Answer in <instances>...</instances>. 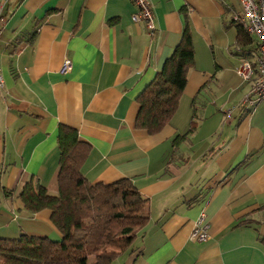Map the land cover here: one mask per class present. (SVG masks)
<instances>
[{
    "label": "crops",
    "instance_id": "crops-1",
    "mask_svg": "<svg viewBox=\"0 0 264 264\" xmlns=\"http://www.w3.org/2000/svg\"><path fill=\"white\" fill-rule=\"evenodd\" d=\"M150 1L151 35L132 21V0H0V238L59 239L50 211H27L18 193L30 178L58 192L65 125L89 145V182L128 178L147 199V223L110 264H264V97L242 108L250 82L237 71L257 39L235 49L239 0ZM184 28L193 66L175 112L150 134L134 125L138 96ZM201 212L208 239L192 241Z\"/></svg>",
    "mask_w": 264,
    "mask_h": 264
},
{
    "label": "trees",
    "instance_id": "trees-1",
    "mask_svg": "<svg viewBox=\"0 0 264 264\" xmlns=\"http://www.w3.org/2000/svg\"><path fill=\"white\" fill-rule=\"evenodd\" d=\"M235 49L244 55L249 35L236 24ZM194 51L190 31L184 28L161 70L138 96L135 127L159 132L178 106V100L193 66ZM194 113L185 135L196 128ZM180 136L175 138V141ZM58 192L50 193L30 178L19 190L23 207L29 212L50 211V221L59 239L30 236L0 238V264H110L126 251L136 233L149 218L147 199L128 178L111 183H91L81 172L89 145L79 140L75 129L59 125Z\"/></svg>",
    "mask_w": 264,
    "mask_h": 264
},
{
    "label": "built area",
    "instance_id": "built-area-1",
    "mask_svg": "<svg viewBox=\"0 0 264 264\" xmlns=\"http://www.w3.org/2000/svg\"><path fill=\"white\" fill-rule=\"evenodd\" d=\"M135 11L131 15L134 22H142L149 35L154 31V19L150 0H132ZM241 10L233 15V21L243 26L247 33L257 39L258 48L254 61L245 56L240 57L237 71L241 78L250 82L249 89L239 105L242 108L252 107L264 97V0H239ZM1 6H0V33H1ZM71 68V61L65 57L62 69ZM3 77L0 71V86ZM229 116V113H226ZM205 214L201 212L196 218L189 233V239L204 242L208 239V223L204 220Z\"/></svg>",
    "mask_w": 264,
    "mask_h": 264
}]
</instances>
